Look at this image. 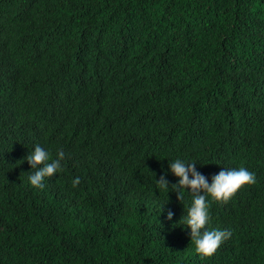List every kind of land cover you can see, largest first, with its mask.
<instances>
[{
  "label": "trees",
  "instance_id": "1",
  "mask_svg": "<svg viewBox=\"0 0 264 264\" xmlns=\"http://www.w3.org/2000/svg\"><path fill=\"white\" fill-rule=\"evenodd\" d=\"M177 156L256 173L208 197L212 255L155 182ZM0 264H264V0H0Z\"/></svg>",
  "mask_w": 264,
  "mask_h": 264
},
{
  "label": "clouds",
  "instance_id": "2",
  "mask_svg": "<svg viewBox=\"0 0 264 264\" xmlns=\"http://www.w3.org/2000/svg\"><path fill=\"white\" fill-rule=\"evenodd\" d=\"M65 155L64 149L59 148L53 158L47 148L41 144H35L25 158L33 169L28 175L30 184L43 188L45 178L53 176L63 168ZM195 162L191 158L177 156L171 162L168 161V165L178 179L170 184L167 176L162 173L155 182L159 188L168 192L170 188L177 191L180 199L185 189L191 194V202L187 205L184 220L190 228L189 235L195 244V250L208 256L212 255L232 235L229 228L205 227L211 221L208 197L227 201L241 185L255 183L256 173L245 166L223 167L212 174L209 181V178L197 169ZM79 181L80 177L76 176L71 182L75 186ZM166 215L168 219H171L174 215L173 210L168 209Z\"/></svg>",
  "mask_w": 264,
  "mask_h": 264
}]
</instances>
